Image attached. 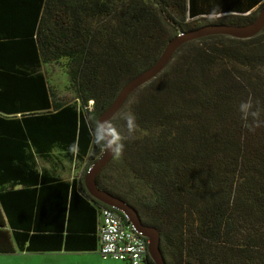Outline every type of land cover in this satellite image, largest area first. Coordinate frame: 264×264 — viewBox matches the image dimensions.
I'll return each instance as SVG.
<instances>
[{"label": "trees", "instance_id": "trees-1", "mask_svg": "<svg viewBox=\"0 0 264 264\" xmlns=\"http://www.w3.org/2000/svg\"><path fill=\"white\" fill-rule=\"evenodd\" d=\"M263 4L0 0V254L97 251L107 206L83 180L104 149L95 141L98 117L172 38L212 23L247 24ZM60 61L73 103L48 86L44 68ZM248 100L258 117L240 111ZM111 125L124 150L97 186L158 230L165 264H264V29L246 40L183 44ZM55 155L84 164L82 177L38 168Z\"/></svg>", "mask_w": 264, "mask_h": 264}, {"label": "water", "instance_id": "water-1", "mask_svg": "<svg viewBox=\"0 0 264 264\" xmlns=\"http://www.w3.org/2000/svg\"><path fill=\"white\" fill-rule=\"evenodd\" d=\"M264 29V4L259 8L256 17L244 25L208 24L172 38L164 47L158 60L147 70L137 75L123 86L110 106L98 117L97 126L105 121L111 123L113 116L122 108L129 96L138 88L147 84L159 75L170 62L175 52L185 43L210 36H226L246 40L260 34ZM114 153L103 149L102 155L87 169L83 184L85 190L99 203L121 213L133 228L147 239V249L153 264H165L160 249L158 230L142 223L138 212L120 198L103 191L97 186V177L112 160Z\"/></svg>", "mask_w": 264, "mask_h": 264}, {"label": "rangeland", "instance_id": "rangeland-1", "mask_svg": "<svg viewBox=\"0 0 264 264\" xmlns=\"http://www.w3.org/2000/svg\"><path fill=\"white\" fill-rule=\"evenodd\" d=\"M256 10V9H255ZM45 75L48 80V86L56 97L63 102L73 103L75 94L70 87L66 76L65 61H60L51 64L44 68ZM39 169H47L53 174L61 177L64 180L78 179L82 177L84 172V164L79 162H70V164L61 155H55L49 160H38ZM113 167L105 171L104 179L109 182L114 175L112 173ZM118 178V177H117ZM110 184V183H108ZM114 188V185L113 187ZM117 192L121 194L122 189ZM93 259L100 258L99 255L92 256ZM82 257L72 255H48V254H0V264H82Z\"/></svg>", "mask_w": 264, "mask_h": 264}, {"label": "built area", "instance_id": "built-area-1", "mask_svg": "<svg viewBox=\"0 0 264 264\" xmlns=\"http://www.w3.org/2000/svg\"><path fill=\"white\" fill-rule=\"evenodd\" d=\"M98 254L102 260L126 264H147V239L129 223L125 224L113 209L102 207L98 227Z\"/></svg>", "mask_w": 264, "mask_h": 264}, {"label": "clouds", "instance_id": "clouds-1", "mask_svg": "<svg viewBox=\"0 0 264 264\" xmlns=\"http://www.w3.org/2000/svg\"><path fill=\"white\" fill-rule=\"evenodd\" d=\"M251 100L241 103L240 111L245 117L251 115L253 118L258 117L259 112L254 111ZM126 126L129 134L135 128V116L128 114L126 117ZM247 126V125H246ZM122 137L120 133L111 125L110 122H103L98 124L95 130V141L102 144L106 150L119 156L124 150V144L121 142Z\"/></svg>", "mask_w": 264, "mask_h": 264}, {"label": "crops", "instance_id": "crops-1", "mask_svg": "<svg viewBox=\"0 0 264 264\" xmlns=\"http://www.w3.org/2000/svg\"><path fill=\"white\" fill-rule=\"evenodd\" d=\"M69 163V162H68ZM70 164V163H69ZM99 246V243H98ZM97 246V248H98ZM24 254V253H22ZM25 254H36V253H25ZM72 255L76 257H82L81 263L82 264H126L122 261H114V260H102L101 258L93 259L92 256L99 255L98 250L93 252H87V251H71V252H48V253H40V255ZM100 257V256H99Z\"/></svg>", "mask_w": 264, "mask_h": 264}]
</instances>
